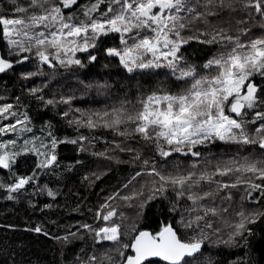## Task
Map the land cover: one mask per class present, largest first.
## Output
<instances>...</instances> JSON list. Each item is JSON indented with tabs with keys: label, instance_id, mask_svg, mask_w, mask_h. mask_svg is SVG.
Segmentation results:
<instances>
[{
	"label": "snow or ice",
	"instance_id": "1",
	"mask_svg": "<svg viewBox=\"0 0 264 264\" xmlns=\"http://www.w3.org/2000/svg\"><path fill=\"white\" fill-rule=\"evenodd\" d=\"M9 2L19 15L9 18L0 14V74L14 71L16 65L30 59L53 70L57 66L84 68L86 64L78 54H86L88 63H96L102 54L115 58L128 74L167 69L175 81L184 82L177 92L158 88L138 99L139 107L122 104L111 110L87 112L69 108L61 114L62 118L70 117L68 123L77 131L102 128L125 141L138 138L165 161L174 153L193 158L186 167L181 163L157 167L154 160L142 159L137 149L121 147L122 141H113L111 149L93 152L105 159H112L109 151L127 152L132 160L141 161L142 169L97 209L96 219L102 226L80 225L96 245L109 242L114 246L91 251L86 258L77 257L80 264H221L206 249L246 245L252 231L249 225L264 219V206L246 212L241 204L239 210L230 212L233 195L229 190L243 188L246 195L241 196L242 202L252 199L259 203V198H253L254 192L264 198V0ZM110 36L118 39V45L104 47V38ZM193 41L218 44L220 48L197 65L182 51ZM21 74L30 79L42 72ZM42 90L32 88L30 94L46 106L71 105L72 97L45 100L37 95ZM73 111L78 116H71ZM250 113L254 114L252 119L247 118ZM30 125L27 113H20L12 103L0 105V138L31 133ZM95 139L83 134L57 139L51 131L47 138L25 139L22 144L15 138L0 139V170H8L12 177L11 183L0 181V190L13 200V194L36 182V171L16 175L13 166L21 155H35L36 169H52L58 166V145H75L78 152H85V141L91 144ZM217 143L254 146L260 152L219 159L199 151ZM93 175L99 180L106 173ZM140 177L150 179L134 183ZM123 189L129 191L124 193ZM46 194L53 199L57 195L51 189ZM116 201H122L134 214L120 211V205L113 204ZM155 201H167L166 211L172 219L161 222L157 218L155 227L147 230L140 224ZM33 230L43 232L41 227ZM69 237H77V232L69 230L68 235L55 239L67 243ZM233 255L242 257L244 253Z\"/></svg>",
	"mask_w": 264,
	"mask_h": 264
},
{
	"label": "trees",
	"instance_id": "2",
	"mask_svg": "<svg viewBox=\"0 0 264 264\" xmlns=\"http://www.w3.org/2000/svg\"><path fill=\"white\" fill-rule=\"evenodd\" d=\"M19 2L23 4L26 0H19ZM81 2L87 3L88 0H81ZM13 9L14 6L9 0H0V10H2L0 14L9 18L19 15L14 13ZM225 16H227L226 13ZM104 39L106 41L104 47L118 45V39L115 37L110 36ZM219 48L218 44L207 45L193 41L182 51L190 62L202 65L216 54ZM2 50L3 45H0V52ZM78 55L86 67L65 69L57 66L53 70L46 65H38L35 59H30L24 64L16 65L14 71L0 74V97H3L0 99V105L12 103L20 113H27L33 131L26 138H47L49 131L57 139L76 138L81 134L89 140L96 137L91 144L85 141V147L88 149L85 152H78L75 145H58V166L52 169H36L38 158L35 155L27 154L18 157L17 163L13 166L16 175H30L36 171L38 176L34 184L27 186L21 193L13 194L16 196L13 200L7 199L9 194L0 190V264L4 260H7L8 264H13V261L14 264H80L77 257L86 258L91 251L102 248L101 251H104L113 247L110 243L96 245L93 237L80 227L85 223L93 227L102 226V222L96 219L97 209L108 196L122 189V186L142 169L141 161L132 160V154L118 149L107 153L112 159L92 154L111 149L113 141H122L121 147L130 146L137 149L142 153V159L154 160L157 167L167 165L170 168L172 163H181L186 167L193 159L190 156L174 153L165 161L156 155L152 146L145 145L138 138L125 141L124 138L114 136L112 132L102 128L95 131L80 128L77 131L74 126H70L68 123L70 117L62 118L61 115L69 108L87 112L111 110L122 104L129 108L132 105L139 107L138 99L158 88L177 92L184 85V82L175 81L167 69L144 70L128 74L119 66L115 58L101 54L96 63H88L86 54ZM106 64L107 67H105ZM36 71H41L42 74L30 79H24L21 74ZM85 85H92V87L85 88ZM96 85H107V87L97 88ZM32 88H42V92L37 95L44 96L45 100L59 101L61 97H72L71 105L57 103L55 106H46L43 101L30 94ZM71 116H78V113L73 111ZM253 117L254 114L250 113L247 118ZM49 125L51 128L48 127ZM9 138H13V135L10 134L2 139ZM199 151L204 156H209L211 153L219 159H229L249 153L256 155L260 152L254 146L222 143L212 145L210 148H200ZM117 160L120 162L118 163ZM103 173L106 175L95 180L93 174ZM148 179L150 178L140 177L134 183L139 184ZM218 179L221 178L218 177ZM222 179L229 180L228 177ZM0 181L12 182L8 170H0ZM41 189L44 191H40ZM48 189L57 193L55 199L47 196ZM128 191L129 189H123L124 193ZM229 191L233 195L230 212L239 210L241 204L246 212L264 206V198H260L258 193H253V198L260 200L259 203H255L252 199L241 201V196L246 195L243 188ZM113 204L114 206L119 204L120 211L129 216L134 214L133 209L123 207L122 201H116ZM154 204L155 207L150 205L145 211L146 218L140 224L144 229L154 228L157 218L161 222L172 219V214L166 211L167 201H155ZM47 205L52 207L49 208ZM230 218L234 219V217ZM35 227H41L43 232L36 233L33 230ZM249 227L252 231L247 237V244L242 248H213L206 249V252L210 251L214 259L221 264L232 260L237 261L238 264L241 261L243 264H264V219L258 220ZM69 230L77 232V237H69L67 243L55 239L68 235ZM44 232L47 235L43 234ZM239 251H243L242 257L233 255ZM216 253L219 255H215Z\"/></svg>",
	"mask_w": 264,
	"mask_h": 264
},
{
	"label": "rangeland",
	"instance_id": "3",
	"mask_svg": "<svg viewBox=\"0 0 264 264\" xmlns=\"http://www.w3.org/2000/svg\"><path fill=\"white\" fill-rule=\"evenodd\" d=\"M5 123H7V121H5ZM28 135H29V133H25V134H23V135L20 136V137L13 136V138L17 139L19 144H22L23 141H24L25 139H28V138H26V137H28ZM0 139H2V138H0ZM28 140H31V139H28ZM104 243H109V242H104ZM113 247H114V246H113ZM102 249H103V248H102ZM102 249H101V250H102ZM101 250H100V251H101ZM104 251H105V249H104Z\"/></svg>",
	"mask_w": 264,
	"mask_h": 264
},
{
	"label": "water",
	"instance_id": "4",
	"mask_svg": "<svg viewBox=\"0 0 264 264\" xmlns=\"http://www.w3.org/2000/svg\"><path fill=\"white\" fill-rule=\"evenodd\" d=\"M26 63V62H25Z\"/></svg>",
	"mask_w": 264,
	"mask_h": 264
}]
</instances>
